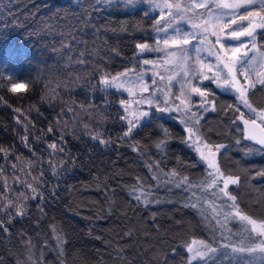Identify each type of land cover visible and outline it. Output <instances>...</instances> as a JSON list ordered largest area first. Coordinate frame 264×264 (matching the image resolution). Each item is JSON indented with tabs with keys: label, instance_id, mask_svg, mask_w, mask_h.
I'll use <instances>...</instances> for the list:
<instances>
[{
	"label": "trees",
	"instance_id": "trees-1",
	"mask_svg": "<svg viewBox=\"0 0 264 264\" xmlns=\"http://www.w3.org/2000/svg\"><path fill=\"white\" fill-rule=\"evenodd\" d=\"M163 23L97 0H0V264H264L230 252L252 243L246 228L197 206L205 170L183 130L152 114L126 134L123 94L101 88L139 69L136 46ZM201 86L212 108L198 126L223 144L234 208L264 221V148L233 123H264V83L246 92L251 113ZM192 241L209 251L189 259Z\"/></svg>",
	"mask_w": 264,
	"mask_h": 264
},
{
	"label": "rangeland",
	"instance_id": "rangeland-1",
	"mask_svg": "<svg viewBox=\"0 0 264 264\" xmlns=\"http://www.w3.org/2000/svg\"><path fill=\"white\" fill-rule=\"evenodd\" d=\"M97 3L123 10L142 7L156 24L165 22L153 31L152 42L136 46V55L140 57L137 71H123L100 80L103 90L124 96L120 106L126 134L148 121L152 114L175 122L205 170L202 189L195 194L190 191L197 206L216 209L217 219L227 224L242 225L237 230L239 237L244 228L248 230L246 233L253 240L247 248L228 245L230 252H240L237 260L251 258L254 253L264 254V221L236 212L228 192L236 177L221 173L216 163L223 144L209 142L198 126L202 115L212 108L201 89L203 83L232 94L236 103L251 113L246 105V92L264 83V0H97ZM252 21L258 24L256 32L245 37L243 32ZM148 53L153 55L141 56ZM253 120L264 128L262 121ZM209 249L200 241H192L185 250L193 260Z\"/></svg>",
	"mask_w": 264,
	"mask_h": 264
},
{
	"label": "water",
	"instance_id": "water-1",
	"mask_svg": "<svg viewBox=\"0 0 264 264\" xmlns=\"http://www.w3.org/2000/svg\"><path fill=\"white\" fill-rule=\"evenodd\" d=\"M257 24L250 22L245 28L243 35L249 37L256 32ZM235 60V57L233 58ZM233 123H237L241 130V137L244 141L260 148H264V128L255 120L244 117L241 114L235 116Z\"/></svg>",
	"mask_w": 264,
	"mask_h": 264
},
{
	"label": "bare ground",
	"instance_id": "bare-ground-1",
	"mask_svg": "<svg viewBox=\"0 0 264 264\" xmlns=\"http://www.w3.org/2000/svg\"><path fill=\"white\" fill-rule=\"evenodd\" d=\"M258 25V24H257Z\"/></svg>",
	"mask_w": 264,
	"mask_h": 264
}]
</instances>
